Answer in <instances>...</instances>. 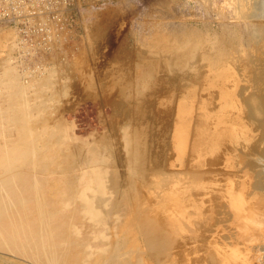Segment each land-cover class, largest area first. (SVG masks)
<instances>
[{"label":"rangeland","instance_id":"1","mask_svg":"<svg viewBox=\"0 0 264 264\" xmlns=\"http://www.w3.org/2000/svg\"><path fill=\"white\" fill-rule=\"evenodd\" d=\"M226 5L224 0H99L90 7L76 9L78 11L75 15L77 25L71 30H58L51 34L53 39L49 44L51 51L18 49L21 56L18 55L17 58L18 51L13 53V50L7 49V45L4 44L12 43V40L0 41V44L4 45L0 47V66L6 68V66L12 67L11 64H16L19 70L24 67L27 72L26 76L15 78L17 81L26 83V87L20 89L23 91H20L22 94H27L26 97L24 95L23 97L20 92L12 93L9 85L14 84H0V97H2L0 98V110L11 107L18 112V109L21 111L31 106L30 108L33 107L35 111L26 109L28 113L31 111L29 117L36 115V119H42L40 122L46 118V124L52 127L56 125L61 129L59 131L56 126L53 127L64 135L62 141L64 140L63 148L65 149L63 150L66 148L67 150L64 151V155L60 153L62 157L67 158V161L63 159L64 164L56 156L61 149L55 155L48 152L45 155L39 153L32 156L34 158L43 155L42 162L46 160L44 158L56 157L57 159H55L56 165L53 168L51 167L52 162H45L49 164L46 170L48 169L49 172L52 168L50 171H54L53 173L47 174L46 170L41 169L40 172L46 173L44 182L48 185L52 181H55L57 185L61 184L59 188L63 189L66 197L72 196L71 198L78 200L71 205L74 209H67L66 212L75 211L76 207L81 209L83 201L87 199L88 203H94L102 213L99 220L88 219L87 216H80L76 219V222L80 221L81 227L78 235L80 240L77 239V242L82 240V243H87V240L93 236L94 229L95 231L103 230L104 237L91 241V244L104 243L108 247L119 243L124 248L123 251L127 253L125 262L128 264L136 259H139L138 264H207L209 262L212 264L214 262L213 255L210 253L213 252L214 237L209 244L208 235L217 227L223 228L221 220L224 218L225 209L219 206V200L215 199L214 192L205 195L197 188L186 192L187 177L190 178V173L195 174L199 170L198 167L196 170L195 168L190 169L186 146L182 153L176 150L175 131L178 104L187 103L190 98L188 95L192 93L190 102L193 104L195 113L190 119V124L191 130H194L199 99L204 98L208 91L210 94L214 91L212 88L207 90L203 86V76H205L203 73L207 72L209 66L212 68L214 63L223 62L224 65H235L231 67L240 76L242 72L241 78L248 77V80L242 78L250 85V92L245 91L246 94L245 92L243 94L246 97L250 95L252 97V94L260 95L264 91L259 86L262 84V88L264 87V70L261 71V68L264 69V50H261L264 46H260L262 41L257 44L260 41L256 42L254 40L257 39L253 40L250 37L256 38L252 26H249L250 24L243 18L241 20L235 18L233 10L228 5L227 8ZM248 5L247 2L246 7ZM245 27H248V30H245ZM2 31L7 30L0 28V33ZM21 41L19 40L20 43ZM257 45L262 48L259 49ZM258 52L262 54L261 58L258 57L260 55ZM6 53L10 58L7 65ZM222 55L223 58H221ZM233 55L240 56L238 57L239 62L237 57H232ZM240 61L251 63L247 62V65L244 62L243 66L240 64L239 67ZM238 69L242 71L239 73ZM250 74L255 76L251 75L252 78ZM261 78L262 80H259ZM255 79L260 84L254 81ZM243 84L239 83V87L248 90L247 82L244 86ZM253 84L257 85V88L251 89ZM3 86L7 87L3 88ZM8 88L10 93H8ZM253 90L259 93L256 94ZM17 96H21L22 98L18 100L22 99L23 102L24 99V103L16 101V98H19ZM37 100L39 102L36 103L37 108H42V104L44 107V111L38 114L39 118L37 116L39 111L34 108L36 107L34 101L37 102ZM40 102H42L41 105ZM19 106L26 108L20 109ZM24 109L22 111H25ZM43 112H45L44 116ZM63 129L65 134L62 132ZM87 152H90V155ZM61 155L59 158L62 160ZM87 155L92 158H86ZM93 158L97 159V165L94 166V162L89 166L85 164L87 160L90 161ZM206 158L207 166L211 165L209 169L214 170L218 166L216 165L218 156H207ZM88 169L89 177H92L91 172L94 170H100L104 178L105 191L102 194H93L95 186L87 194L93 199V203L87 195L83 198L77 196L79 191L82 192L84 173L86 174ZM204 169H207L206 166ZM22 172L34 173L35 169L32 171L27 167L22 169ZM43 172L41 175L44 174ZM70 181H73L75 185ZM91 185L92 181L89 178V186ZM67 186L69 191L71 189L69 193L66 192L65 187ZM48 190V198H51V188ZM212 194L215 196L213 197ZM55 196L59 199L60 193ZM192 198L195 201L191 204ZM199 204L203 206L200 208ZM204 206L207 208L210 206L208 210L211 212ZM149 218L151 222L147 221V223L146 220ZM131 223L135 230L134 237L128 233ZM193 223L197 226L199 223V226ZM142 224L147 226L144 228ZM205 253L210 255L207 256ZM204 258L210 261L206 262ZM0 259L2 264L37 263L28 259L26 255L21 256L17 250L16 252L8 251L4 247L0 248Z\"/></svg>","mask_w":264,"mask_h":264},{"label":"bare ground","instance_id":"2","mask_svg":"<svg viewBox=\"0 0 264 264\" xmlns=\"http://www.w3.org/2000/svg\"><path fill=\"white\" fill-rule=\"evenodd\" d=\"M224 1H225V4H227L229 8L233 10L234 15H236L235 18L237 19L240 18V20L241 18H243L245 19L244 21L247 20L246 22L250 24V25L248 24L249 26H252L253 31H254L252 32L253 34L255 33L254 35L256 36V38H253L252 36L250 37L253 40L257 39V40H254L256 42L259 40L260 42H257V44L261 43L262 41L260 46L263 47L264 46V0H255V1L253 0V3H251V0L247 1L249 4L247 6L248 10L246 7L247 2L244 0H228V1L224 0ZM87 7H90V5L82 7V8H87ZM207 11H208V8H207ZM215 13L218 14V12L216 11ZM207 14H210V12H207ZM210 20H207V21H210ZM218 25L220 26V24ZM245 25L247 26L246 23ZM0 28L2 30L3 29L7 30L5 32L2 31L0 33V41L4 42V40L5 41L7 40L6 42H8V40H12V43H4V44L7 45L6 46L7 49L13 50V53L15 51H18L16 53L17 58L21 56L19 54L20 49L18 47L21 44L19 42V40L21 41V39H17L18 38L17 34L12 29L8 27H4V26H0ZM245 28H246L245 30H248V27H245ZM1 45L4 46L3 44H0V47H2ZM247 46L250 47L249 44H247ZM246 50H249V49H246ZM261 50L263 51L264 49L262 48ZM241 51L242 50H240V52ZM6 52H8V55H9V51L7 50ZM231 53H230V56H231ZM233 53L235 54L236 52H233ZM8 55L6 53V56L8 57L7 59L8 61H6V65L10 61V58ZM10 55H14V54L10 53ZM261 55L262 54H260L258 57L261 58ZM223 57L224 56L222 55L221 58ZM232 57H237L238 59V57L240 56L233 55ZM239 59L237 60L238 62H239ZM251 59H255V58H251ZM3 61L4 60H2V62ZM240 62L241 63H239V67H240V64L243 66L242 63H244L245 61L244 62L240 61ZM247 62H249V64L251 63L250 61H247ZM247 62L245 63L247 64ZM254 62L255 61H253V63ZM222 63L223 62L214 63L215 65L213 64V66H211L212 68H210L209 66V69L207 70V72L205 74L203 73V75H205L203 76L204 82L202 81L203 86L207 90L208 89L210 90V88H212L214 91L212 90L213 91L212 94H210L208 91V93L206 94L204 98L201 97L199 99V102L197 103V107H196L197 113L195 116V124L193 127L194 130H191L192 127L190 124V121H191L190 119L192 115L195 113L193 112L194 110L193 104L190 102L192 101L191 98H192L193 93L188 95L190 96V98L187 101V103L180 102L178 104L179 105L178 116H176V118L178 117V119H176L177 122H176V131H175V136L177 140L175 143V148L178 151V153H182V150L185 149V146H186V156L187 158L189 156V158L187 159V162H190L188 163V165H190L189 166L190 169L193 170L195 168L196 170V167H198L197 169L201 171V172L197 171V173L195 174L190 173V178L187 177L186 192H188L190 189H193V188L194 189L197 188L201 190L205 195H208L209 193L214 192V194H216L217 196L216 197L214 195L215 199L218 198L219 200V206L225 209L224 211V209L220 208L217 205H214V206L219 207V209H222L225 214H223L224 215L223 219L220 216L222 219L220 220L221 222H223L221 224L223 228L220 229L219 227H217L216 230L213 229L211 230V232L209 231L210 234L208 235V239L210 238L208 240L209 244H210V240L213 239L212 237H214V241L212 242L213 252H210L213 255V261H214L213 263L214 264H264V94H263L264 91L263 93L261 92L263 95L262 94L253 95L252 93L254 92H252L250 93L252 94V97L251 95L250 97H246L243 94L245 91L248 92L250 88V85L248 84L249 82L247 81L248 77L246 78V76H244V78H246L247 80H243L244 78L243 77H242L243 79L241 78L242 70L239 71L238 69L239 73L241 72L240 73L241 76H240L239 74L236 73L237 71L235 72L234 69L232 68L235 65L234 66L224 65V63L223 64ZM228 63H229V58H228ZM11 66L12 67L6 66V68H4L5 66L3 68L0 66V68H2L1 69L2 71L0 70V84H7V85L14 84V85H9L12 90V93L13 92L19 93L21 91L20 90L21 87L23 88L26 85V83L17 81L15 80V78L19 79L20 77L26 76L27 75L26 74L27 72L25 70L26 68L22 67V69L19 70L16 64H11ZM206 66L207 65H205V67ZM262 70L264 69L261 68V71ZM247 72L250 73V71H247ZM254 72H256L255 69H254ZM254 74H250V76L251 75L253 76ZM262 78L259 80H262ZM249 79L251 78L249 77ZM256 80L257 79H255L254 81ZM246 82H247V85H249L248 90L246 89L244 90L239 87V83L246 84ZM256 82L258 83V81ZM30 85L32 86L33 84H30ZM261 85L262 84L259 85L261 88L259 86L258 88L262 90L264 89V87L262 88ZM4 87H7V86H3V88ZM254 87L257 88V85L256 86L254 85L253 87H251V89L252 88L254 89ZM9 90L10 89L8 88V91ZM253 91H255L256 94L259 93V91L258 92L256 90H253ZM10 92L11 91H9L8 93ZM12 93L11 95L13 96ZM23 95L26 97L27 94L26 95L22 94V96ZM33 95L32 97H34ZM20 97L19 98L14 97V98L17 99V100L15 99L16 101H19V102L21 101V103H24V99H23V102H22V99L18 100L20 99ZM35 99L36 98H34V100ZM34 102L35 104L39 103L38 100L37 102L36 101ZM7 103H11V101L9 102L7 101ZM21 103H19V105ZM41 103L42 102H40V105ZM46 106L48 108V105ZM23 107L25 106H21L20 109H22ZM30 107L29 108L25 107V108L28 111L33 108V107L30 108ZM34 108H37V104H36V107ZM43 108H44L43 104H42V108L40 109L37 108L39 111L37 112V116L39 113H42L41 111H44ZM10 109L11 107H5L2 110H0V248L4 247L8 251L14 250V252H16L17 250L21 256L26 255L28 259L35 261L39 264H128V262L127 263L125 262L127 253L123 251L124 248L119 243L118 245L112 244L111 246H108V247L104 243L103 244L97 243L94 245L91 244V241L98 240V238L102 239V237H104L103 230L95 231L94 229L93 231L94 234L89 240H87V243H82L81 242L82 240L80 242H77L78 241L77 239H79L78 235L81 232V227L79 225L80 221L76 222V219L77 218L79 219L80 216H87L88 219L92 218L94 220L95 219L99 220V217L102 215L101 211L93 203V199L89 195H87L93 186H95V190L93 192L94 195H100L102 194L103 191H105L103 187L104 178L102 174H100L101 171L98 169H97L98 171L93 169L94 172H91L92 177L91 176L89 177L88 176L89 169L86 170V174L84 173V184L82 187V192L79 191V193L77 194V196H80L82 198L87 195V197L91 199V202L93 204L88 203L89 200L86 199V201H83V204L81 205V209H79V207H76L75 211L70 210L69 212H66L67 209H72L73 208L71 207L72 203L78 202V200L71 198L72 196L66 197V194L63 192V189L59 188L61 184L57 185L55 181H52L49 183L50 185L49 187V185L46 184V182H44L45 181L44 179H46L45 177L46 173L43 171H45L46 168L49 166V164H45V162L46 161L52 162L53 166L51 164L50 165L53 168L55 167L54 165H56L55 163L56 157L50 158L48 156L49 158H44L46 160L43 159L44 160L43 162L41 159L43 158L42 157L43 155L42 156L39 155L40 157H34V158L32 157L34 154L37 155L39 153H43L45 155L46 153L48 154V152L53 153L55 155L56 153L58 154V151L60 149H61V152H59V154L63 153L64 155V151H66L67 148L66 150H63L65 149L63 148L64 140L62 141V139L64 138V135H62V133H59L61 129L57 127L56 125H54L56 126V128L59 129V131H56L53 128L54 126L52 127L50 124H46L45 122L46 116L43 117L45 119H43L44 121H41L42 124H40L41 123L40 120L42 119H40L39 116H38L39 119H36L35 117L36 115L32 113L34 116L29 117L30 116L29 113L31 111L28 113L26 109L23 108L28 113L27 114L25 111H22L23 109L21 111L18 109V112L15 110V108H12L11 111ZM32 111H35V110L32 109ZM45 112H43V116L45 115L44 114ZM38 120L40 123L38 122ZM63 131L64 129L62 130V132ZM58 134H60V136ZM58 137L60 139H58ZM64 147H67V145L66 146L64 145ZM73 148L75 147L73 146ZM91 150L93 149L91 148ZM93 151H95V149ZM59 154L56 156H58V159L59 161H61V163H63V159L67 161V158L62 157L63 155L60 154L62 158L61 160L59 158L60 156ZM214 155L218 156L217 158L218 161L216 163V165L218 166L216 168L214 167L215 169L212 170V169H209L211 165L208 167L205 160H207L206 158L207 156L212 157ZM87 156L86 158H89V156L88 157ZM178 158H179V155H178ZM94 159L95 158H93L90 161L87 160L89 162L86 161V163L85 162L84 163L88 164L89 166L91 165V163L94 162V166H95L97 165V159L95 160ZM188 165H186V167ZM205 166L207 169H204ZM27 167L29 170H32V171L33 169H35V172L34 173L29 172L30 174L23 173L22 169H25ZM56 167L58 170V166ZM41 169L43 170L42 171L44 173L43 175H41L42 173L40 172ZM50 170L49 172L47 171V174L51 172ZM53 177L51 178L54 179ZM89 178L92 181L91 187L89 186ZM76 179H78V177ZM71 180H74V179H71ZM70 183H73V181H70ZM73 184L70 186L72 187ZM57 186L58 188H56ZM48 188L49 189L51 188V192H50V194L52 195V197L50 196L51 198H48V195H47V192L49 191ZM65 188H66V192L68 193L71 192V189L70 191L67 189L68 186ZM201 191H197V192H201ZM58 193H60L59 199H57V197L55 196ZM71 194L73 195L74 193H71ZM106 199L108 198L106 197ZM193 201L195 200H193L192 198L190 203L192 204ZM100 203H101V200H100ZM216 203H218L217 200H216ZM199 206L201 208L203 205L199 204ZM217 207H214V208H217ZM102 208H103V205H102ZM208 208H210V206ZM208 211L211 212L210 210ZM81 213H85V215H81ZM150 220L151 219L149 218L148 220H146V222ZM201 222H204V221H201ZM172 223L177 225L175 222H172ZM175 225L174 227L172 226L171 227L174 229ZM143 226L145 228V226L147 225H143ZM198 226H199V223H198ZM128 229H129L128 233H131V235L134 237L135 234L133 232H135V230L133 229L132 223L130 227H128ZM209 250L210 249H208V251ZM121 252L123 254H120ZM205 254L208 256L209 253L208 254L205 253ZM106 255L108 256L105 258ZM208 260L210 261V259ZM208 260L206 262H208ZM138 263H139V259H136L131 264H138ZM207 264H211V262Z\"/></svg>","mask_w":264,"mask_h":264},{"label":"built area","instance_id":"3","mask_svg":"<svg viewBox=\"0 0 264 264\" xmlns=\"http://www.w3.org/2000/svg\"><path fill=\"white\" fill-rule=\"evenodd\" d=\"M99 0H0V26L12 29L23 49L51 51V34L57 30H71L75 15L85 6ZM52 47V46H51Z\"/></svg>","mask_w":264,"mask_h":264}]
</instances>
